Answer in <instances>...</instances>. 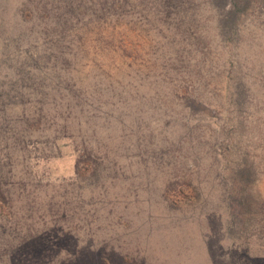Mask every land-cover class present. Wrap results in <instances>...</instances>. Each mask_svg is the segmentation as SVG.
Returning <instances> with one entry per match:
<instances>
[{
	"label": "rangeland",
	"instance_id": "374dc122",
	"mask_svg": "<svg viewBox=\"0 0 264 264\" xmlns=\"http://www.w3.org/2000/svg\"><path fill=\"white\" fill-rule=\"evenodd\" d=\"M20 1L0 0V21L7 22ZM207 1L197 9L208 24L196 35L191 30L184 42L189 49L178 54L172 55L169 48L150 51L140 21L113 31L123 40L125 53L117 48L118 41L116 48L110 40L103 47L96 40L94 48L85 42L83 60L112 79L133 72L143 95L148 92L144 85L163 80L165 92L152 93L163 103L139 108L140 126L123 139L142 137L138 148L145 149L140 155L137 148L121 150L116 169L105 171L106 176L117 172L116 186L110 190L111 194L120 190L117 201L67 208L68 213L74 211L70 219L56 213L36 216L35 232L48 233L52 243L44 244L48 257L32 264H51L66 253L76 254L79 264H264V106L256 100L247 108L229 104L226 86L234 73L229 62L238 58L229 59L227 44L208 45L210 35L205 37L204 31L211 34L213 28ZM224 5L227 12H238L248 37L256 39L255 46L240 40V53H250L252 60L264 58V0H226ZM152 55L166 62L163 69L152 64ZM248 69L243 63V73L249 75ZM177 88L179 97L173 95ZM95 119L102 131L123 138L119 127H105L103 117ZM61 136L60 150L47 160L42 155L46 151H41L44 140L36 147L34 154L40 157L33 161L29 190L56 185L63 191L73 185V138ZM106 165L105 161L101 166ZM172 181H178L179 194L164 195L165 185ZM59 207L53 206V212Z\"/></svg>",
	"mask_w": 264,
	"mask_h": 264
},
{
	"label": "trees",
	"instance_id": "16d2710c",
	"mask_svg": "<svg viewBox=\"0 0 264 264\" xmlns=\"http://www.w3.org/2000/svg\"><path fill=\"white\" fill-rule=\"evenodd\" d=\"M201 1L207 0H21L7 22L1 19L0 264L41 263L48 257L45 245H50L52 238L48 233L38 236L35 232L38 214L47 217L56 213L70 219L74 211L68 213L67 208H80L96 200L117 201L122 195L120 190L110 193L116 186L117 172L106 176L105 171L107 167L116 169L121 150L137 148L140 155L145 149L138 148L142 137L138 136L136 141L123 139L140 126L139 108L163 103L152 94L165 92L163 80L153 83L154 86L144 85L148 92L143 95L133 72L125 78L112 79L111 75L107 77L94 70L89 60H83L87 54L85 42L94 48L96 40L102 47L110 40L116 48L114 43L118 41L117 48L125 53L123 40L116 38L113 31L119 27L127 29L140 21V28L150 40V51L169 48L167 51H172V55L178 54L187 46L189 49L188 42L184 43L189 32L192 30L196 35L208 24L197 9ZM225 1L206 2L213 29L211 34L204 31V36L210 35V47L227 44L229 59L238 58L237 62H229L234 71L226 86L229 104L247 108L256 100L264 106V58L256 56L252 60L250 53H240V40L244 39L248 45L252 42L249 46L257 42L252 39L254 35L246 34L244 24L236 17L238 12L225 10ZM220 36L223 41H219ZM102 51L105 53L106 49ZM244 54V60L239 59ZM152 56V64L163 69L166 62ZM243 63L250 76L243 73ZM173 92L176 97L182 95L179 88ZM167 101L168 97L164 103ZM102 117L104 126L119 127L123 138L113 137L107 129L102 131L95 119ZM65 134L73 138L76 151L73 185L63 191L56 185L40 192L29 190V183L34 182L33 161L40 157L34 154L36 147L44 140L41 151H46L42 155L47 160L60 150L57 142ZM92 137L101 143L88 141ZM105 161L106 168H102ZM177 182H168L163 194L171 191L179 194ZM147 198L145 195L144 199ZM262 204L264 209V199ZM55 205L64 208L53 212ZM66 255L51 264H79L76 254Z\"/></svg>",
	"mask_w": 264,
	"mask_h": 264
}]
</instances>
